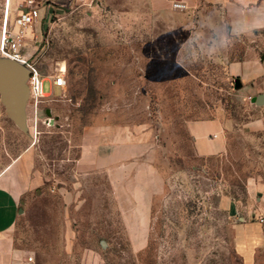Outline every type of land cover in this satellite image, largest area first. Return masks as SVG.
<instances>
[{
    "label": "rangeland",
    "instance_id": "1",
    "mask_svg": "<svg viewBox=\"0 0 264 264\" xmlns=\"http://www.w3.org/2000/svg\"><path fill=\"white\" fill-rule=\"evenodd\" d=\"M218 23L175 8L152 14L144 0H76L40 14L21 53L44 96L29 94L25 131L0 102V172L24 157L38 180L10 231L27 263L244 264L240 225L257 222L264 235V216L248 211L264 204V100L256 102L264 32L225 36ZM254 55L260 76L230 69ZM55 74L62 88L51 87ZM95 125L137 135L161 175L145 228L129 212L133 189L74 171L83 132ZM255 258L264 264V248Z\"/></svg>",
    "mask_w": 264,
    "mask_h": 264
},
{
    "label": "crops",
    "instance_id": "2",
    "mask_svg": "<svg viewBox=\"0 0 264 264\" xmlns=\"http://www.w3.org/2000/svg\"><path fill=\"white\" fill-rule=\"evenodd\" d=\"M76 0H45V7H40L39 13L51 5L73 4ZM5 0L2 1L4 7ZM148 11L152 14L167 15L174 11L173 3L184 5L179 10L183 15H198L202 22H219L216 29L225 36H258L264 32V0H144ZM26 0H9L7 24L13 26V20L19 9L25 10ZM0 18V30L2 28ZM264 54V50H263ZM262 59L255 55L241 61L229 64L232 71L238 72L241 79L251 81L260 76ZM240 80V79H239ZM241 84V81H240ZM216 127L212 133L217 132ZM126 128L108 125H95L85 128L80 142L79 155L74 162L76 174L101 173L107 176L113 189H133L128 200L129 212H132L140 227L145 228L150 214L152 197L159 193L161 175L152 163L145 157L144 142L137 135L127 133ZM205 138L198 144L200 154H205L202 146ZM30 160L20 157L12 161L0 172V264H29L23 253L12 243L10 231L20 213L19 199L22 193L38 185V180L31 177ZM150 176L154 186L150 185ZM156 178V179H155ZM127 182V183H126ZM132 195V196H131ZM136 198L135 201L132 198ZM233 211L234 205L228 204ZM249 213L256 212L257 217L264 216V204L257 209L249 208ZM246 222V221H245ZM242 237L237 239V252L244 264H255L256 250L264 248V235L261 225L257 222L242 224Z\"/></svg>",
    "mask_w": 264,
    "mask_h": 264
},
{
    "label": "built area",
    "instance_id": "3",
    "mask_svg": "<svg viewBox=\"0 0 264 264\" xmlns=\"http://www.w3.org/2000/svg\"><path fill=\"white\" fill-rule=\"evenodd\" d=\"M79 1V0H78ZM27 7L25 10L19 9L18 14L13 20V26L9 28L7 24V13L9 0H5L3 7V23L0 31V53L11 60L23 63L29 70V77L27 82L29 84V94L35 98L43 97L42 79L39 73L28 62V58L21 53L25 47V35L32 25L38 20L40 7L46 5L45 0H26ZM175 9H184V5L180 3H173ZM65 85L64 76L62 74H55L51 79V87L62 88ZM206 141L212 140L211 135L205 137ZM263 220H260L262 222ZM31 258H28V262Z\"/></svg>",
    "mask_w": 264,
    "mask_h": 264
},
{
    "label": "water",
    "instance_id": "4",
    "mask_svg": "<svg viewBox=\"0 0 264 264\" xmlns=\"http://www.w3.org/2000/svg\"><path fill=\"white\" fill-rule=\"evenodd\" d=\"M264 55L262 56V59ZM29 70L23 64L0 55V102L8 118L21 130H26V104L29 97ZM239 87L240 80H234ZM264 96L256 99L261 103Z\"/></svg>",
    "mask_w": 264,
    "mask_h": 264
}]
</instances>
